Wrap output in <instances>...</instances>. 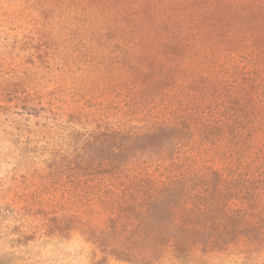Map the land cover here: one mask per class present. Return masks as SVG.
<instances>
[{"label": "rangeland", "instance_id": "obj_1", "mask_svg": "<svg viewBox=\"0 0 264 264\" xmlns=\"http://www.w3.org/2000/svg\"><path fill=\"white\" fill-rule=\"evenodd\" d=\"M243 11L256 21L253 32L228 44L249 52L264 0H0V264H130L105 257L89 240L102 225L86 213L97 204L82 195L97 188L67 169L90 134L92 157L123 161L138 153L126 142L116 150L108 135L166 123L167 106L203 78H221L224 54L215 64L205 57L220 53L208 32L214 23L242 30L235 23ZM168 12L172 27L199 24L203 48L161 40L156 30L167 26ZM134 29L159 40L140 43ZM157 264H264V253L245 262L196 252Z\"/></svg>", "mask_w": 264, "mask_h": 264}, {"label": "trees", "instance_id": "obj_2", "mask_svg": "<svg viewBox=\"0 0 264 264\" xmlns=\"http://www.w3.org/2000/svg\"><path fill=\"white\" fill-rule=\"evenodd\" d=\"M250 15L243 11L235 23L242 21V30L214 23L208 32L220 42V53L205 57L215 64L224 54L221 78H203L178 97L162 112L166 123L143 133L116 129L108 135L116 150L126 142L138 153L123 161L92 157L95 136L84 138L80 160L67 171H78L83 184L95 182L88 188L96 191L82 198L98 206L86 207L102 225L89 240L105 257L157 264L200 252L236 254L247 262L264 253V12L249 52L228 44L251 35L256 21ZM163 18L167 26L156 30L161 40L203 48L207 40L196 21L177 28L169 25L177 23L173 12ZM131 33L140 43L159 40L151 31ZM147 138L148 147L140 146Z\"/></svg>", "mask_w": 264, "mask_h": 264}]
</instances>
